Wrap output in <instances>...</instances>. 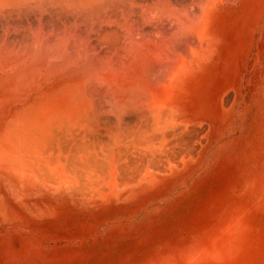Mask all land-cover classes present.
<instances>
[{"label":"rangeland","instance_id":"rangeland-1","mask_svg":"<svg viewBox=\"0 0 264 264\" xmlns=\"http://www.w3.org/2000/svg\"><path fill=\"white\" fill-rule=\"evenodd\" d=\"M263 1L218 6V80L197 58L179 89L184 140L151 170L82 194L0 163V264H264V13L249 22ZM13 23L0 41L26 44Z\"/></svg>","mask_w":264,"mask_h":264},{"label":"bare ground","instance_id":"bare-ground-1","mask_svg":"<svg viewBox=\"0 0 264 264\" xmlns=\"http://www.w3.org/2000/svg\"><path fill=\"white\" fill-rule=\"evenodd\" d=\"M247 2L0 0V19L25 23L27 40L0 41V163L82 194L151 170L181 139L179 89L196 59L205 84L218 80V6ZM263 13L264 1L249 22Z\"/></svg>","mask_w":264,"mask_h":264}]
</instances>
